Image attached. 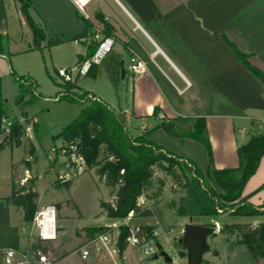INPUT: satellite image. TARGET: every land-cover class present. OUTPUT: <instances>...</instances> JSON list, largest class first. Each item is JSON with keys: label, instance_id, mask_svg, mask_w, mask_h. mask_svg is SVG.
<instances>
[{"label": "crops", "instance_id": "crops-1", "mask_svg": "<svg viewBox=\"0 0 264 264\" xmlns=\"http://www.w3.org/2000/svg\"><path fill=\"white\" fill-rule=\"evenodd\" d=\"M59 1L64 2L65 18L69 19L75 10L90 23L94 34L105 35L104 23L112 27L115 46L121 52L116 53L118 62H110V73L118 75L117 67L121 75L123 63L127 73L124 79L132 85L131 108H113L122 112L127 129L134 121H152L158 128L161 122L176 118H203L214 167L217 170L239 167L237 150L252 136L264 133V86L237 59L231 45L248 56L250 64L264 74V0H88L83 13L73 1ZM17 3L0 0V34L10 35V26L21 22L22 12ZM11 6L12 15L9 14ZM83 29L84 23L75 36ZM131 58L146 63L144 76L135 77L128 71ZM98 67L94 68L95 74ZM90 94L101 100L96 94ZM176 141L185 148L179 157L207 169L208 155L201 144L188 139ZM12 175L10 184L0 185V264H5L6 250L15 248L26 252L36 243L31 237L37 231L34 228L27 235L22 209L7 202L12 193ZM34 178L38 181V177ZM37 181L39 205L49 206L45 197L55 182L42 196L37 190ZM243 197H248L256 210L264 211V157L247 182ZM263 218L238 219L235 223L258 225L264 223ZM58 229L61 230L57 233L60 252L56 254L55 264H102L95 252L88 261L81 258L80 249L90 239L86 232L89 228L79 229V238L73 239L72 245L64 243V226L58 225ZM215 235L223 237L225 251L216 248L208 264H257L246 245H233L234 236ZM127 250L123 252L124 258Z\"/></svg>", "mask_w": 264, "mask_h": 264}, {"label": "rangeland", "instance_id": "rangeland-1", "mask_svg": "<svg viewBox=\"0 0 264 264\" xmlns=\"http://www.w3.org/2000/svg\"><path fill=\"white\" fill-rule=\"evenodd\" d=\"M31 4L32 8L29 15L33 20L41 23L47 40L41 43L39 49H33L35 44L32 34L24 23V16L20 14L21 22L17 21L15 26H10L5 53L0 56L2 100L8 108L9 120L20 125L22 133L19 147H16L10 139L4 141L0 147V185L3 184L6 187L7 184H10L14 167H16L14 169L15 183L19 185L25 170L29 169L32 178L38 177L37 190L42 196L48 187L55 182L49 190L50 194L44 197L49 206L56 208L57 233L61 231L58 229V225L64 226V243L66 244L71 243L70 245H72L71 241L79 238L78 230L82 228L106 229L105 227L116 223L122 231V228L126 227L124 226L125 220L113 222L102 212L100 203L112 199L110 197L111 191L105 181L98 176L95 169L86 170L85 173L79 175L72 181L69 189L62 186L64 183L60 182L57 176L63 171L62 163L63 161L65 163L66 160L61 158L58 152L62 140H54V137L77 118L81 111L80 103L62 96L64 90L58 86L64 82L58 75L61 70L72 73L71 82H76V85L82 90L75 91L78 95L83 92L88 93L84 96V100H98L90 94L94 93L112 108H122L123 110L131 108V83L121 79L117 67H115V71L118 75L110 73V62L112 60L118 62L116 53L121 52V48L115 46V52L109 54L99 64L95 78L88 74L81 75L75 71L77 55H86L87 49L86 46L73 41L74 36L81 31L83 26V21L76 17V11H71L68 19L64 17L63 1L31 0ZM16 6L19 9L18 3ZM12 10L13 6H11L10 15L13 14ZM111 37L114 38L113 35ZM49 38H60L63 42L48 48ZM12 73L17 76L31 77L37 84V90L34 94L40 96L28 109L22 110L15 104L18 85L14 82ZM120 113L122 112L120 111ZM32 121L36 122L33 127V135L26 138L25 127ZM128 129L132 137L145 133L150 140L169 152L175 153L177 156L183 154L181 151L185 148H182L176 139L155 127L152 121H134L132 124H128ZM53 148H56L54 156L51 154ZM51 156L52 160L50 159ZM197 164L201 171H206L204 165ZM158 179H162L164 182L161 196L149 201L146 198H141L139 201L144 208H151L153 216L133 218L129 222V227H155V232L158 235L155 238L153 236L149 238L153 242L148 246L154 250L157 245H160L162 249L158 251L156 259H145L142 249L135 252L128 249L125 254L127 264H187V252L184 249H179V244L182 240L184 227L188 223L218 224L221 227L222 223L232 225L238 221L229 213L220 214L217 217L219 222L196 216L195 214L200 213L203 208L212 207L198 181L189 178L186 189L179 190L171 178L164 173L157 171L154 181L156 182ZM159 189L160 186L155 184L152 191L149 192L150 195L158 193ZM181 205L188 216H178L177 209ZM39 208H41L40 205ZM59 214L61 222L58 223ZM33 229V223L31 226L26 224L27 235L32 234ZM218 233H220V229ZM225 235L232 236L228 233ZM31 238L37 240L35 234H32ZM222 238L221 235H212L209 238L210 251L204 255L202 264H208L212 260L216 248L221 252L225 251ZM59 239L57 238L54 243H50L51 248L49 247L56 254L60 252ZM162 253L168 255L171 263H166L161 256ZM99 259L102 264L111 263L109 259H104L102 256Z\"/></svg>", "mask_w": 264, "mask_h": 264}, {"label": "trees", "instance_id": "trees-1", "mask_svg": "<svg viewBox=\"0 0 264 264\" xmlns=\"http://www.w3.org/2000/svg\"><path fill=\"white\" fill-rule=\"evenodd\" d=\"M20 5V11L26 18L29 30L35 44L33 49H39L41 43L47 40L43 27L35 23L29 15L31 0H15ZM77 18L84 23L83 31L73 38V41L83 42L87 47L86 55H78L76 67L89 60L95 53L98 42L94 41L93 27L79 14ZM104 37H111L113 29L104 23ZM8 37L0 34V56L4 55ZM60 38H49L47 47L62 44ZM237 59L262 83L264 74L252 66L248 56L242 54L231 45ZM32 49V50H33ZM92 65L88 75L95 77ZM125 74H127L125 72ZM14 82L18 85L15 104L22 110L30 108L38 99L35 96L37 84L31 77L17 76L12 73ZM64 90L65 98L81 104L80 114L68 124L54 140L61 139L64 143H75L80 149L81 156L85 159L88 170L95 169L98 176L103 179L110 189V201H102L100 207L105 216L113 222H122L133 214V218H148L153 216L150 207H143L139 201H147L161 196L164 188L162 179L154 181L157 171L171 178L179 190L186 189L189 178L196 180L201 185L203 192L212 207L203 208L196 216L216 220L220 214L229 213L237 219H255L264 217V211L256 210L249 202L248 197H243L245 186L249 179L256 173L261 159L264 157V133L252 136L249 142L237 150L239 167L236 169L217 170L214 167L212 148L208 139L206 122L200 119L176 118L161 122L158 126L166 134L180 141L193 140L201 144L208 155V166L205 172L201 171L192 162H186L181 157L164 151L162 147L149 140L145 135L133 138L127 129L123 115L102 100H84L88 93L78 95L75 91H82L76 82L64 81L58 84ZM29 97V98H27ZM62 98V97H61ZM156 115V111L154 112ZM3 120H9L6 104L2 100V81L0 77V133ZM191 122L184 128V124ZM21 129L17 123L13 124L10 140L16 147L20 146ZM101 156V158H100ZM37 178H31L24 186L15 183L12 175V193L7 202L22 209L24 222L31 226L36 212L39 210V194L35 190ZM72 181L64 183L69 189ZM158 184V193L150 195L153 186ZM221 212V213H220ZM178 216H188L181 205L177 209ZM203 225L215 227L212 224ZM143 233L152 238L155 227H141ZM104 228L86 229L90 239L97 234L105 232ZM230 234L235 237L233 245L244 244L251 253L252 259L257 264H264V223L253 225L250 223L221 224L220 234ZM129 235V228L123 227L119 239V247L123 253L126 250L125 239ZM154 237V236H153ZM155 238V237H154ZM50 243L36 241L34 248L43 252L49 250ZM179 249H184L182 242ZM51 248V247H50ZM185 250V249H184Z\"/></svg>", "mask_w": 264, "mask_h": 264}, {"label": "built area", "instance_id": "built-area-1", "mask_svg": "<svg viewBox=\"0 0 264 264\" xmlns=\"http://www.w3.org/2000/svg\"><path fill=\"white\" fill-rule=\"evenodd\" d=\"M74 2V0H71ZM79 12H84L85 4H77ZM98 42V47L94 55L76 67L75 71L79 74H87L92 65H99L110 53H112L115 46L113 37H102L98 33L94 36ZM78 43V41H76ZM146 63L137 58H131L128 65V71L135 77H142L146 73ZM58 75L67 82L72 81V73L59 71ZM23 122V121H21ZM35 121L28 123L25 127V136L30 138L33 135V127ZM13 122L10 120H3L0 133V147L4 141H8L11 137ZM56 148H53L51 154H55ZM61 158H65L66 162L62 163L63 171L57 176V179L62 182H70L76 179L79 175L88 170L85 159L80 154V149L77 144L64 143L58 148ZM52 160V156L50 157ZM32 177L29 169L25 170L23 177L20 179L19 185L24 186ZM57 211L54 206H46L39 208L34 217L33 226L36 229L37 240L53 243L57 240V225H56ZM133 218L130 214L124 222V226L129 227V222ZM219 231L220 227L216 224ZM106 231L89 239L87 243L80 249L81 258L88 261L92 253L95 252L98 256L104 259H109L111 264H126L123 253L119 247V239L121 237L120 228L116 223L105 227ZM129 235L125 239L126 249H142L145 259H154L158 255V249H152L148 245L153 240L148 238V235L143 233L141 227H129ZM158 234L154 231L153 236ZM33 244V242H32ZM158 246V245H157ZM144 260V259H141ZM57 261L56 253L49 249L43 252L40 249L32 247L29 251L21 252L15 248L6 250L4 253L5 264H55ZM155 264V263H153Z\"/></svg>", "mask_w": 264, "mask_h": 264}, {"label": "water", "instance_id": "water-1", "mask_svg": "<svg viewBox=\"0 0 264 264\" xmlns=\"http://www.w3.org/2000/svg\"><path fill=\"white\" fill-rule=\"evenodd\" d=\"M24 23L29 29L26 18L24 17ZM125 78V69L121 68V79ZM215 227L206 226L203 224H187L184 227L182 236V245L187 252V264H202L203 257L210 251L208 240L212 235L218 233L216 224ZM158 251L162 249L160 245L157 246ZM161 256L164 258L166 263H171V259L166 253H162ZM157 258V257H156Z\"/></svg>", "mask_w": 264, "mask_h": 264}, {"label": "clouds", "instance_id": "clouds-1", "mask_svg": "<svg viewBox=\"0 0 264 264\" xmlns=\"http://www.w3.org/2000/svg\"><path fill=\"white\" fill-rule=\"evenodd\" d=\"M77 4H86L88 0H74Z\"/></svg>", "mask_w": 264, "mask_h": 264}]
</instances>
